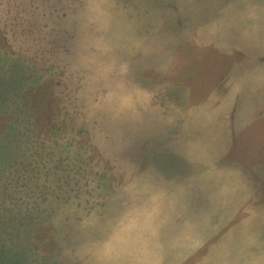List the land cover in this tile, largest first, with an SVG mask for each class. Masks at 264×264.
<instances>
[{
  "label": "rangeland",
  "instance_id": "obj_1",
  "mask_svg": "<svg viewBox=\"0 0 264 264\" xmlns=\"http://www.w3.org/2000/svg\"><path fill=\"white\" fill-rule=\"evenodd\" d=\"M4 169L2 264H264V0H0Z\"/></svg>",
  "mask_w": 264,
  "mask_h": 264
},
{
  "label": "trees",
  "instance_id": "obj_2",
  "mask_svg": "<svg viewBox=\"0 0 264 264\" xmlns=\"http://www.w3.org/2000/svg\"><path fill=\"white\" fill-rule=\"evenodd\" d=\"M21 124H23L24 125V123L21 121ZM18 130V129H17ZM5 156H7L6 154H5ZM27 167H25V169H26ZM7 171H9V175H7ZM8 176V177H11V178H13V176H14V178H15V175L13 174V172L11 171V170H8V169H4L3 171H2V175H1V177H2V183H1V187H5V189L2 191V192H0V194H4V193H6V192H9V190H8V183L6 182L7 181V179H10V178H7L6 176ZM7 194V193H6ZM13 196L12 195H9V196H6L2 201H5V200H7L8 198H12ZM1 201V202H2ZM7 207H11V208H13L14 210H16L17 208H15L13 205H10V204H7ZM1 211V210H0ZM2 220V218L0 217V221ZM0 264H2L3 262H5V260H4V258L2 259V255H1V252H0Z\"/></svg>",
  "mask_w": 264,
  "mask_h": 264
}]
</instances>
